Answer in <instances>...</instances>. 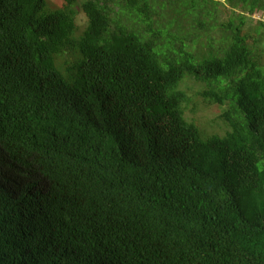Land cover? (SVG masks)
I'll return each mask as SVG.
<instances>
[{
	"label": "trees",
	"instance_id": "1",
	"mask_svg": "<svg viewBox=\"0 0 264 264\" xmlns=\"http://www.w3.org/2000/svg\"><path fill=\"white\" fill-rule=\"evenodd\" d=\"M76 1L0 0V264H264V42L220 3L214 42L168 0H81L82 29Z\"/></svg>",
	"mask_w": 264,
	"mask_h": 264
},
{
	"label": "rangeland",
	"instance_id": "2",
	"mask_svg": "<svg viewBox=\"0 0 264 264\" xmlns=\"http://www.w3.org/2000/svg\"><path fill=\"white\" fill-rule=\"evenodd\" d=\"M45 1L46 6L47 8H49V10H55L56 8L60 7V3L62 0ZM163 2L166 3L165 0H163ZM173 3H177L178 6L176 8H171L170 11L173 13L175 12L185 21L190 22L192 19L195 24L207 23L208 31L204 30L205 34H210L209 36L215 39L214 42H218L221 36V29L217 28V25L213 24V22L217 23V17L215 14L216 7L213 4L218 5L219 3L220 5L218 6L217 10L219 13L218 18L221 21H224L231 16H239L240 14H242L245 18V22L241 28V33L258 35L260 37V45L264 42L263 8H257L253 13H251L247 9H243L242 4H239L236 7H231V4L228 0H168V5ZM73 6L74 11L76 12L77 23L79 24L80 29H82L86 25L87 19L81 10V0L76 1ZM159 10L161 9L159 8ZM162 10L166 11L165 17L162 15L159 17V20L160 22L165 23L166 20L170 19L171 14L165 7ZM230 20L232 22L234 19ZM186 28L187 26L185 22H181V29L183 32L186 31ZM171 30L174 32L176 31L174 26L171 28ZM200 34L204 42L206 37L201 31ZM263 49L260 48L261 54H259L262 63H264ZM186 78H184V80ZM184 80L180 85V88L183 89L188 96V102L184 104L185 119L187 121L194 122L206 136L211 134L223 135L229 128L227 123L221 118V114L229 109L228 103L219 104L211 101L210 98L204 96L203 93L206 89L205 83L197 82L191 78H188L185 81Z\"/></svg>",
	"mask_w": 264,
	"mask_h": 264
}]
</instances>
